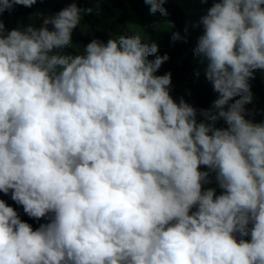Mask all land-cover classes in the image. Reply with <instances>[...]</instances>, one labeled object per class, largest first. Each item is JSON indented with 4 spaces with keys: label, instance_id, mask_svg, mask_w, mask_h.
<instances>
[{
    "label": "clouds",
    "instance_id": "9594fccd",
    "mask_svg": "<svg viewBox=\"0 0 264 264\" xmlns=\"http://www.w3.org/2000/svg\"><path fill=\"white\" fill-rule=\"evenodd\" d=\"M165 2L144 0L166 17ZM36 3L0 0V17ZM94 11L72 2L11 30L0 18V193L49 220L34 230L0 199V264H264V121L245 118L264 0H213L191 24L218 93L199 110L170 95L171 72L156 75L169 56L153 40L67 53Z\"/></svg>",
    "mask_w": 264,
    "mask_h": 264
},
{
    "label": "trees",
    "instance_id": "16d2710c",
    "mask_svg": "<svg viewBox=\"0 0 264 264\" xmlns=\"http://www.w3.org/2000/svg\"><path fill=\"white\" fill-rule=\"evenodd\" d=\"M72 2L77 3L78 7L80 8L91 7L94 10L96 9L95 5L93 4V0H37V3L30 8L24 6H15L12 10L5 11L2 14V17L31 15L35 11H38L41 16V26L42 18L44 16L53 15ZM107 3L109 5V10L111 8L122 9L125 8V6L130 5V7L137 12H144L146 7L150 6L145 4L144 0H107ZM212 3L213 0H208L207 3L200 2L197 6V12L190 16L184 14L183 11L177 6L163 5L168 12L167 17L172 21L175 27H173L171 32L150 29L151 37L149 41L153 40L159 46L157 55L163 56L167 54L169 56V59L163 63L161 68L157 71L156 75H163L167 72H171L173 83L184 82L187 78L206 79L204 73L200 69H198V66L205 67V65L200 64L198 58H196L193 53V49L196 46L198 37L203 34V26L199 28H192L191 24L197 22L200 16L206 14V10L212 6ZM82 23L95 27V11L92 14L84 15L82 18ZM186 26L188 27L187 33H185L184 31ZM174 32H179L181 36L185 37L186 39H181L173 42L171 36ZM97 39H100L104 42L107 41V39L102 35H99ZM90 41L91 39L82 32L81 26L79 25L73 32V43L83 47L86 46ZM65 51L71 55H77L76 51L70 46ZM149 59H155V56H150ZM198 70L200 72L199 76L196 75V72ZM250 85H256L259 89L264 90V83L258 79L256 74L255 79L250 80ZM217 97L218 93H215L213 91L211 85L202 93L195 95H190L189 93L185 94L183 99L199 110L202 108H210L213 100ZM180 98L181 97H177L173 99L178 103ZM222 123L223 126L226 127L223 121ZM201 170L205 169H203L202 167ZM205 187L216 188L217 195L221 193V190L214 182L211 185H205ZM0 199H3L9 206H12L14 209H16L18 214L20 215V218L23 221L29 223L34 230L38 228L41 223L49 222V220L45 218L35 220L27 216L23 212L22 206L17 205L14 201L11 200L10 193L8 195L0 193ZM245 239L250 241V235L248 237H245Z\"/></svg>",
    "mask_w": 264,
    "mask_h": 264
},
{
    "label": "rangeland",
    "instance_id": "374dc122",
    "mask_svg": "<svg viewBox=\"0 0 264 264\" xmlns=\"http://www.w3.org/2000/svg\"><path fill=\"white\" fill-rule=\"evenodd\" d=\"M200 0H166L164 5H172L179 7L184 14L190 16L197 12V6ZM95 7L99 8V15L95 13L96 26L92 27L88 24H83L81 20L82 32L91 40L98 38L102 35L107 40L109 38H118L120 35H134L139 34L143 42H148L151 35L150 29L162 30L171 32L173 27L170 28L167 22H172L167 16H162L160 13L151 14L147 6L144 12L134 11L130 5L122 9H108L109 5L107 0H93ZM3 22L8 30L34 24L40 27L41 16L38 11L31 15H19L11 17H2ZM77 55L83 53V47L72 43L70 45ZM203 68L198 66L203 73ZM256 76L264 83V72L257 71ZM211 86V83L206 79H193L187 78L181 83H171L170 95L173 98L184 97L185 94L195 95L204 92ZM253 92L252 103L245 105L246 119H251L253 122L264 121V95L263 89H259L256 85L251 86ZM216 99V98H215ZM214 99V100H215ZM239 97H234L230 103H234ZM213 100V101H214ZM223 120L217 123V127H224Z\"/></svg>",
    "mask_w": 264,
    "mask_h": 264
}]
</instances>
